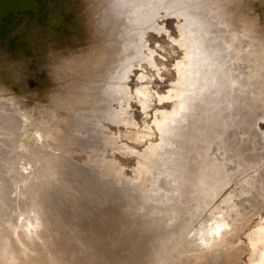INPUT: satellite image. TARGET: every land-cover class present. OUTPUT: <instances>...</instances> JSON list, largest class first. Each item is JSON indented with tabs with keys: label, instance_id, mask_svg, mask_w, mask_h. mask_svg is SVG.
<instances>
[{
	"label": "bare ground",
	"instance_id": "bare-ground-1",
	"mask_svg": "<svg viewBox=\"0 0 264 264\" xmlns=\"http://www.w3.org/2000/svg\"><path fill=\"white\" fill-rule=\"evenodd\" d=\"M116 1L34 0L33 11L0 25V264H264V170L255 159L238 158L242 181L216 185L178 235L158 214L195 184L203 166L193 151L231 124L207 95L212 84L238 86L245 99L226 101L238 113L264 114V0H197L226 33L225 77L198 80L202 43L191 21L203 20L179 10L168 39L141 37L143 54L128 64L152 84L132 86L122 79L127 63L120 73L132 41L113 37L131 10ZM114 101L122 128L119 115L102 122Z\"/></svg>",
	"mask_w": 264,
	"mask_h": 264
},
{
	"label": "rangeland",
	"instance_id": "rangeland-1",
	"mask_svg": "<svg viewBox=\"0 0 264 264\" xmlns=\"http://www.w3.org/2000/svg\"><path fill=\"white\" fill-rule=\"evenodd\" d=\"M20 1L25 6L31 7L34 5V0H20ZM147 1L149 2L147 3ZM116 2L119 5L118 7L121 8L120 11H123L125 9L131 10L130 15L132 18L130 23L128 17L126 18L125 14L122 13V15H120L121 23L119 24L116 30L117 31L116 34L113 36L117 40H120L121 41L120 43L122 45H123V41L124 43H127V40L132 41V43L128 42L131 47L127 49L128 52L131 53L130 58L124 60L122 59L123 63L124 62L125 63L121 66L123 67L122 69H120L121 74L124 73L125 69L127 68L125 64L126 63L128 64L129 60L135 62L138 59V57L143 54L144 46H143V40L141 39L142 36L153 34L158 39H160L159 41L161 42H162V38L168 39L166 35L167 32H171L172 30L175 29V27H177L176 26L177 18L175 17V15H176V11L179 10L185 11L186 14L189 13L190 15H192L193 17L191 18L198 17L199 19L203 20V22H201L202 28L201 27L197 28L198 25L193 23V21H191L192 27L196 28V30H193V34L198 38V40H201L199 43H202L201 45L202 50L199 53L198 58L200 61L199 66L201 67L202 71H204V73L201 71V73H198V75H196L198 80L203 82L208 76L216 75L218 77H225L228 74V67H226L227 68L226 70L225 67L223 68L222 66H220L222 62L223 64L227 63V60L225 59V57H223L222 54V46H223L222 40H224L223 36L226 33L223 30H221V26H217L212 21V18H210L209 16L207 18L203 17L204 12L200 8L201 6H203L202 2H198L197 0H132V1L117 0ZM127 4L130 5L128 6ZM172 12H175V14ZM4 21H2L0 25L2 24L4 25L5 24ZM224 29L227 31L228 29L227 26H224ZM170 40L171 39H169V41ZM122 45L121 47H123ZM147 45L153 47L152 46L153 44L150 45L149 43H147ZM173 45L179 51L180 49L182 50V47L178 43L173 42ZM166 50L168 49L166 48ZM118 62L119 61H117L116 63ZM128 67H130V70L127 76H125V78L122 79L126 80V82L129 85L132 86L133 82L135 84H143V85L152 84L150 79V77L152 76L146 73L147 76L145 77H140V79L134 78L133 70L137 68V66L136 65L131 66V64H128ZM109 79L111 81L110 83H112L113 79L112 78ZM110 83L106 82L105 83L106 86L103 87L104 89L102 88L101 94L103 96L106 95L105 93L106 91L104 90H106V88ZM117 84L119 83H116V85ZM153 87L150 86V88ZM228 88H229L228 85L225 87L224 85L221 86L220 84H212L209 88L210 90L208 92L209 94L207 93V95H210L217 101L219 100V102L222 105L224 104L223 107L221 104H218L220 108L222 107L221 108L222 110L219 109L220 114L221 115L223 114L222 116H224V120L226 121H228L229 118H231L232 120L231 124L227 126L223 138L216 137L218 138L216 139L217 141L215 140L206 145L204 144L200 146L198 149H196L195 152L193 151L196 166H199L200 164L203 166L202 171L200 170L199 173L197 172L196 174L197 178L195 184L191 185L192 187L188 188L187 192H182L183 194L181 193L182 195H180L178 201L175 200L174 202H171V206H170L171 208L168 211H165V213L162 212L158 213L160 217H163L164 219H166V221H169L167 222L169 224V228H168L169 234L171 233L170 231H172L171 230V226H172L174 233L173 235H178L181 229L185 227V223L189 222L193 215L202 212V209L206 203L207 194L214 193L215 186L218 185L219 183H223L227 181L228 180L227 177L229 178V180L230 179L233 180L236 184H239L240 183L239 181H242V178L247 173L245 171L246 168L244 167V165H242V163H240L238 158L245 159L249 157V159H251L250 163L252 162V160L255 159L259 164L258 166L259 169L264 170V114L259 108H256L254 110V113L249 112L246 108H243L238 113L236 109L230 107V105L228 106L227 102H229L232 99L235 101L238 100L240 102H242L243 99H245L244 97L245 94L242 93L239 89L237 91L238 86L236 84L232 85V89L236 88L235 90L233 89L230 92L229 90H227ZM220 92L223 94H219ZM173 102L175 101L173 100L166 101L165 104H167V107L166 106L165 107L167 108V111H172L174 109L172 105ZM115 104H116L115 109L111 108L110 111L106 110V114L103 115V117L106 118L102 120V122H105L107 124L112 123L111 120H115L116 116L119 115L120 122L114 123V126H116V128L118 127L122 128L125 125H124V121L121 118L125 116V113H122L123 110L121 109L122 108L121 104H117L116 102ZM153 105L154 108L155 107L157 108L155 104ZM169 105L172 106L168 107ZM129 110L131 111L132 116H134L137 113L135 106L132 107V109L130 108ZM201 110L202 109H198V111ZM242 112L248 115V117H246V119L242 118L241 123H236L238 120L237 115ZM111 125H113V123ZM100 128L104 129L102 126ZM247 138L249 139L246 140ZM221 142H223V144ZM102 146L103 144L98 145L99 148H102ZM107 152L108 151L106 150L103 151L98 150L97 153L104 155L107 154ZM236 153H239V157L237 156ZM248 167H249L248 168L249 172H251L252 174L256 172V169L253 167V164L252 165L250 164ZM208 168L210 171L208 170ZM262 180L264 182V177ZM175 219H177V222L175 221ZM163 225L165 226V224ZM261 259H262L261 256L257 258L258 261L259 260L261 261Z\"/></svg>",
	"mask_w": 264,
	"mask_h": 264
},
{
	"label": "water",
	"instance_id": "water-1",
	"mask_svg": "<svg viewBox=\"0 0 264 264\" xmlns=\"http://www.w3.org/2000/svg\"><path fill=\"white\" fill-rule=\"evenodd\" d=\"M19 10L33 11V6H25L20 0H0V23Z\"/></svg>",
	"mask_w": 264,
	"mask_h": 264
}]
</instances>
